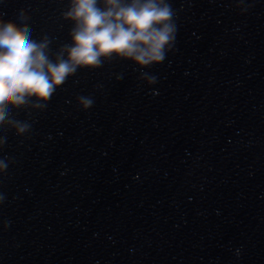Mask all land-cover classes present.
Listing matches in <instances>:
<instances>
[{"label": "clouds", "instance_id": "obj_1", "mask_svg": "<svg viewBox=\"0 0 264 264\" xmlns=\"http://www.w3.org/2000/svg\"><path fill=\"white\" fill-rule=\"evenodd\" d=\"M99 4L98 0H70L62 15L74 25L71 43L60 47L54 61L49 56L50 39L46 35L32 38L23 9L19 12L22 26L0 18V127L11 125L17 135L28 132L31 125L12 119V109L43 110L77 69L100 68L114 57L130 60L141 69L166 59L177 32L176 13L168 0H103V7ZM140 79L149 85L157 81L147 72ZM78 103L87 110L93 100L80 96ZM5 143L6 137L0 138V147ZM0 153V171H4L8 156Z\"/></svg>", "mask_w": 264, "mask_h": 264}]
</instances>
